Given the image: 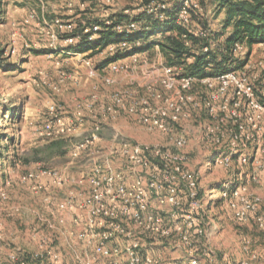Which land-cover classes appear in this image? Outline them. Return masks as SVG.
Listing matches in <instances>:
<instances>
[{
    "label": "rangeland",
    "instance_id": "1",
    "mask_svg": "<svg viewBox=\"0 0 264 264\" xmlns=\"http://www.w3.org/2000/svg\"><path fill=\"white\" fill-rule=\"evenodd\" d=\"M146 1L152 0H114L103 4H97L95 0H0V264H8L12 252L23 251L33 244L27 235L40 233L46 236L44 243H48L44 246L41 240L38 252L53 250L59 253V264L93 260L92 252L78 238L86 221L82 202L74 204L72 210L62 212L56 211L57 207L47 206L50 209L47 213L40 203L42 197L57 198L60 202L72 197L74 185L71 180L86 176L90 160L84 154L74 162V146L91 139L93 134H98L99 140L90 145L92 151L110 150L116 138V142L173 149L175 139L183 135L187 146L181 153L188 156L187 166L198 181L205 215V236L200 239L195 233L192 236L199 254L208 261L200 264H264V229L258 226L255 216L247 223L238 222L235 211L222 199L223 183L233 178L237 171H244L245 167L237 163L232 167L215 164L217 148L204 140L205 125L211 122L204 108L191 111L190 119L175 125L174 132L169 135L148 128L124 111L115 121L105 120L102 114L104 102L100 99L103 93L124 92L147 98L151 95L147 88L155 87L160 98L168 95L161 89L160 77L166 61L159 48L156 46L149 52L126 56L119 61L124 65V70L119 73L102 64L103 60L111 58L107 48L92 58L88 53L74 56L65 51L77 43L71 44L66 36L71 27L81 21L83 14L86 19L99 21H107L124 11L135 16L143 12L140 9ZM155 1L166 5L179 2ZM194 4L199 6L195 14L206 21L207 27L221 32L224 13H220L210 0H194ZM195 25L193 23L192 28ZM237 56L241 60L248 59L243 71L252 82L257 81L256 86L260 88L264 78V44L250 50L244 46ZM89 60L93 62L91 66ZM91 70L95 71L96 77L89 76ZM106 77L112 78L114 84L106 86L103 82ZM217 87L214 82L213 90ZM205 88L197 85L199 93ZM90 93H93L91 104V98H96L91 107L92 112L94 108L96 110L92 113L95 118H82L84 111H78L75 118L76 106ZM52 107L53 114L50 113ZM249 113L255 119L253 123L245 115L242 119L249 122L247 125L255 137V143L247 153L256 158L250 169L259 183H252L247 190L261 198L258 211L261 214L264 212V116L259 118L261 114L256 110ZM78 120L84 122L79 124ZM48 124L52 126L50 133L45 129ZM55 139H61L64 145L50 152L52 141L49 140ZM22 158H28L30 164L24 165ZM126 166L122 159L112 160L116 170H124ZM60 169L66 182L52 189V194L44 191L45 187L39 184L41 174ZM127 175L132 184L135 175L129 171ZM29 185L32 188H27ZM79 188L76 191L84 194L86 186ZM28 202L33 205L30 211L26 206ZM48 214L55 220L45 222ZM59 216L64 221L61 225L57 223ZM39 217L43 220H38ZM154 250L163 263L188 262L186 253L176 247L174 240H162ZM27 255L30 258L31 254ZM42 264L51 263L45 261Z\"/></svg>",
    "mask_w": 264,
    "mask_h": 264
},
{
    "label": "built area",
    "instance_id": "2",
    "mask_svg": "<svg viewBox=\"0 0 264 264\" xmlns=\"http://www.w3.org/2000/svg\"><path fill=\"white\" fill-rule=\"evenodd\" d=\"M113 1L95 0L97 4ZM177 4L176 8V2L174 5H166L152 0L144 3L140 11L163 22L169 19L171 11L177 9L178 23L189 27L191 12L198 13V4H194V0H179ZM124 12L128 14V11ZM141 26L132 20L126 26L119 25L117 28L119 31H136ZM72 29L71 27L70 31ZM98 29L99 27H94L93 31L97 32ZM189 31L200 37H205L208 33L194 28ZM80 39L77 37L68 41L73 44ZM90 39L94 40L95 36ZM243 47L238 45L236 54ZM107 50L114 57L130 50V45L121 42L108 46ZM78 55L81 54L74 53V56ZM92 63L91 60L88 61L89 66ZM108 68L119 73L124 70V65L116 61L110 63ZM243 70L244 68L215 78L196 79L179 76L173 68L165 65L160 77L161 89L168 93L164 99L160 98L155 87L147 88L151 94L147 98L117 92L107 95L101 111L107 121H115L124 111L137 117L148 128L169 135L174 132L175 125L190 119L191 111L204 108L211 119L205 125L204 140L217 148L215 164L232 167V164L237 163L245 167L244 171H237L233 178L223 183L222 199L235 211L238 222L247 223L255 216L258 226L264 229V212H258L262 200L247 190L252 183H259L250 169L256 158L247 153L253 147L255 137L247 125L249 122L242 119V115H245L253 123L255 119L250 116L249 111L254 110L261 114L259 118L264 116V78L260 82L263 87L260 85L258 88L257 81L252 82ZM89 76L96 77L95 71L91 70ZM103 82L106 86L114 84V80L109 77L104 78ZM214 82L218 84L215 90ZM197 85L205 86V91L199 93ZM94 99L96 98L93 96L90 107L94 105ZM50 113H54L53 107ZM45 129L50 133L52 126L48 124ZM116 139L108 151H92L89 148L99 140L98 134H93L91 139L74 146V162L84 154L90 160L86 176L74 178L71 182L74 187L86 186V191L84 194L74 193L75 196L72 194V197L56 205V211L62 212L72 210L82 202L81 208L85 210L86 221L78 238L92 252L93 260L81 261L80 264H200L198 247L192 236L194 233L199 239L205 236V215L198 181L187 166L188 156L181 153L187 146L186 138L178 136L173 149L132 145L116 142ZM114 159L124 160L126 169H114ZM127 171L135 175L132 184L128 182ZM44 174L53 177L59 186L66 182L60 171H45ZM31 179L32 175L29 180ZM262 179L264 182V172ZM44 202L47 206L52 203L50 197H46ZM63 222L59 216L57 223L61 225ZM162 240H174L176 247L186 253L188 262L173 260L163 263L154 250ZM44 241L46 240L42 244L45 246L48 242ZM25 253L20 250L12 252L8 264H28ZM210 253L213 254L212 251ZM30 258L41 264L45 261L59 264L61 260L59 253L53 250L33 253Z\"/></svg>",
    "mask_w": 264,
    "mask_h": 264
},
{
    "label": "trees",
    "instance_id": "3",
    "mask_svg": "<svg viewBox=\"0 0 264 264\" xmlns=\"http://www.w3.org/2000/svg\"><path fill=\"white\" fill-rule=\"evenodd\" d=\"M210 1L220 13L225 15L221 32L209 29L206 21L199 14L196 15L195 11L191 12L189 27L178 23L177 9L171 11L169 19L163 22L147 12H141L135 16L122 12L111 16L107 21L86 19L83 14L81 21L75 24L66 36L68 40L77 37L81 39L67 47L65 51L88 53V56L92 58L110 45L127 42L130 45V50L126 51L127 54L118 53L114 57L103 60L104 67L131 54L149 52L157 46L165 58L166 66L173 68L182 77L215 78L229 72L240 71L247 65L248 59H239L235 52L236 47L246 46L250 50L255 45L264 44V0ZM177 5L176 2V8ZM132 20L142 25L140 29L118 30L119 25L126 26ZM193 23L196 24L194 29L206 30L207 35L200 37L191 33L189 30ZM94 27H99L97 32L93 31ZM92 36H95L94 40L90 39ZM49 141H52L50 152L59 150L64 145L61 139ZM22 163L28 165L30 160L22 158ZM25 260L27 263H35L28 255Z\"/></svg>",
    "mask_w": 264,
    "mask_h": 264
},
{
    "label": "crops",
    "instance_id": "4",
    "mask_svg": "<svg viewBox=\"0 0 264 264\" xmlns=\"http://www.w3.org/2000/svg\"><path fill=\"white\" fill-rule=\"evenodd\" d=\"M119 61H122V60H119ZM108 67V66H107ZM106 67V68H107ZM93 92V91H92ZM94 93V92H93ZM93 93H90L89 95H88V97L86 98V99H84V101H82L81 102V104L80 105H77L76 106V108H75V112H74V116H75V118H76V113L79 111H84L83 112V117L82 118H89V119H94L95 118V116L93 117L92 116V113L94 112H96V110H94L93 109V112L91 111V103L89 102V101H91L90 100V96H92V94ZM101 94V93H100ZM106 96H107V94L106 93H103L102 94V98L100 99V102H104L106 99ZM92 99V98H91ZM85 113V114H84ZM80 114V113H79ZM79 124H82L84 121L83 120H78L77 121ZM82 122V123H81ZM77 134V133H76ZM60 171L62 172V169H60ZM63 171H65V170H63ZM41 179H40V182H39V184L42 186V187H45V190L44 191H46V192H50V194H52L53 192L51 191L52 189H55V188H59V185H57L56 183H55V180L53 179V178H51V176H48V175H45V174H41V177H40ZM27 188H32L31 187V185H29ZM35 188V187H34ZM40 188V190H41V187H39ZM76 188V189H75ZM80 188L79 187H74V191H72L71 192V194H74V193H77V191L76 190H79ZM31 191H32V189H31ZM46 197H42L41 199H40V203H41V207H44V210L46 211V213H47V211L48 212H50L46 207H47V204L44 202V199H45ZM51 199V201H52V203H51V205L50 206H52V207H56V205H57V203L58 202H60L57 198H50ZM27 206V210L28 211H30V210H32V208H30V207H33V205L31 204V203H29L28 202V204L26 205ZM20 207H22V206H20ZM23 209H24V207H23ZM26 209V208H25ZM17 210V209H16ZM54 218V220H55V217H53ZM53 218H51V216L48 214V216L46 217V219H44V221L45 222H47V223H49V222H51V220H53ZM38 220H40V221H42L43 220V218H41V217H39L38 218ZM39 223V222H38ZM40 223H42V225H44L45 223L44 222H40ZM47 225V224H46ZM60 232V231H59ZM29 234V233H28ZM60 234V233H59ZM62 236V235H61ZM67 236V235H66ZM27 237L30 239V240H32L33 241V244H31V245H29L27 248H23V251H25L27 254H32V253H36V252H38V250H40L39 248H41V240H43V238L44 237H46L45 235H43L42 233H40L39 235H36V236H32L31 234H29V235H27ZM63 238V237H62ZM65 238V237H64ZM38 240V241H37ZM37 247H39V248H37ZM164 249H166V247H164ZM198 256H200V260H201V262L202 261H204V260H206L207 261V259L206 258H204L203 256H201L200 254H199V252H198ZM187 257V256H186ZM208 262V261H207ZM66 263V262H65ZM64 263V261H62V263L61 264H65ZM28 264H31L30 262H28Z\"/></svg>",
    "mask_w": 264,
    "mask_h": 264
}]
</instances>
